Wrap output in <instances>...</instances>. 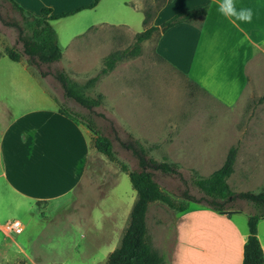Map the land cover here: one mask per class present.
I'll return each instance as SVG.
<instances>
[{
    "label": "rangeland",
    "instance_id": "1",
    "mask_svg": "<svg viewBox=\"0 0 264 264\" xmlns=\"http://www.w3.org/2000/svg\"><path fill=\"white\" fill-rule=\"evenodd\" d=\"M106 1L92 12V17L96 20L107 16L113 25L91 27L89 17L54 21L51 24L63 58L58 62L38 63L22 52L15 26L21 23L20 14L9 2L0 0V98L13 102L17 112L18 108L47 104V100L42 102L35 95L30 97L32 87L44 91L48 99L51 93L59 106L90 117L111 140L117 161L126 164L129 170H139L136 156L127 147L138 139L149 149L148 156L178 165L185 182L177 175L147 169L163 192L177 202L186 203L188 209L207 207L202 193L190 182L191 170L208 176L221 166L233 145L238 151L233 172L227 179L231 190L264 192V66L253 71V92L237 104L226 106L159 58L154 49V34L141 44L138 56L118 62L93 89L92 95L103 96L100 106L88 110L63 96L54 76L56 71L65 70L79 82L93 76L107 54L133 44L135 34L150 25L143 23V13H153L160 3L129 0L133 9L118 4L119 0ZM124 20L130 22L128 27L120 24ZM80 32L83 34L75 37ZM76 45L80 48L79 58L70 61ZM6 47L19 52L20 61L11 60L5 54ZM18 86H25L26 91L20 88L18 92ZM26 94L29 97L24 98ZM135 199L136 191L128 175L119 164L96 151L80 192L77 189L72 200L66 197L56 201V215L44 220L36 212L21 213L20 221L28 224L16 238L20 246L12 243L10 248L12 257H19L13 264H96L118 246ZM225 207L236 222L247 226V218L253 212L250 203L232 198ZM178 214L158 201L148 206L147 232L153 248L163 258L162 264H168L175 239L174 218ZM45 215L41 212V216ZM95 233L102 239L97 247L91 248L88 241Z\"/></svg>",
    "mask_w": 264,
    "mask_h": 264
},
{
    "label": "crops",
    "instance_id": "2",
    "mask_svg": "<svg viewBox=\"0 0 264 264\" xmlns=\"http://www.w3.org/2000/svg\"><path fill=\"white\" fill-rule=\"evenodd\" d=\"M14 1L24 10L40 16L42 8H50V15L60 16L93 2ZM104 1L58 19L89 17L88 26L113 25L107 16L96 20L92 17V12ZM119 1L118 4L133 8L129 0ZM218 3L219 0H167L155 12L149 26H160L178 12L206 6L202 19L178 23L162 32L155 40V53L214 100L232 106L253 92V71L264 66V0H236L237 7L253 9L251 23L222 16L217 11ZM56 20H51L50 24ZM129 23L124 20L120 24L128 27ZM82 34L76 33L75 37ZM79 53L76 45L70 61L78 59ZM31 73L36 75L34 71ZM20 88L26 91L25 86H18L16 90L19 92ZM48 94L49 99L44 91L32 87L30 97L35 95L42 102L47 100V104L18 108L17 112H14L13 102L0 98V264H13L19 258L12 257L10 248L12 243L20 246L16 238L28 224L22 222L23 231L13 234L5 230V223L20 220L21 213L34 215L36 212L44 220L56 215V201L66 197L72 200L76 190L80 192L96 153L94 134L82 122L60 113L58 101ZM41 212L46 215L41 216ZM226 215L208 207L179 212L174 218L175 239L168 264H241L248 226L236 222L232 213L230 217ZM96 234L88 241L91 248L102 239ZM257 236L264 252V218L257 222ZM107 256L96 264L106 263Z\"/></svg>",
    "mask_w": 264,
    "mask_h": 264
},
{
    "label": "trees",
    "instance_id": "3",
    "mask_svg": "<svg viewBox=\"0 0 264 264\" xmlns=\"http://www.w3.org/2000/svg\"><path fill=\"white\" fill-rule=\"evenodd\" d=\"M4 1L9 2L21 16V23H16L15 26L18 28L19 38L22 41L23 54L38 63H53L61 60L62 51L50 21L66 17L86 8H92L99 0H93L90 5L73 12L63 13L60 16L50 15V8H42V15L34 16L24 10L16 1ZM158 1L160 3L153 13L148 11L143 13L144 24L150 22L155 12L167 2V0ZM206 10L207 7L204 6L181 11L160 26H148L137 32L134 36V42L129 48L107 54L102 60L99 71L83 82L75 80L65 70L56 71L54 76L62 88L63 96L74 100L88 110L100 106L102 104V94L92 95L91 93L100 80L109 74L118 62L138 56L141 51V44L152 38L154 34L157 38L162 32L175 24L202 19L206 14ZM5 54L13 61H20L22 56L10 47L5 48ZM58 111L82 122L94 134L93 144L96 151L105 155L110 161L119 164L121 171L128 175L131 185L136 191V199L131 207L127 225L123 229L118 246L108 254L106 263L162 264L163 258L153 248L147 232L146 213L148 206L150 203L158 201L178 212L186 211L188 206L184 202H177L169 194L163 192L160 185L154 180L152 172L147 168L177 175L182 179L178 165L166 160L158 161L148 156L149 149L136 139L131 144H127V147L136 156L139 170H129L126 164L117 161L111 140L98 130L90 117L72 113L64 105H60ZM237 151V146L229 147L221 166L213 170L208 176H202L192 169L190 182L202 193L207 207L216 212L226 211L225 203L232 198L243 199L252 205L253 212L247 218L248 235L243 246L241 264H264V252L257 236V222L264 218V192H234L227 182L233 172ZM182 180L185 182L184 179ZM230 214L228 212L226 216L230 217Z\"/></svg>",
    "mask_w": 264,
    "mask_h": 264
},
{
    "label": "clouds",
    "instance_id": "4",
    "mask_svg": "<svg viewBox=\"0 0 264 264\" xmlns=\"http://www.w3.org/2000/svg\"><path fill=\"white\" fill-rule=\"evenodd\" d=\"M217 11L226 18L244 23H251L254 17L251 7H237L236 0H219Z\"/></svg>",
    "mask_w": 264,
    "mask_h": 264
},
{
    "label": "built area",
    "instance_id": "5",
    "mask_svg": "<svg viewBox=\"0 0 264 264\" xmlns=\"http://www.w3.org/2000/svg\"><path fill=\"white\" fill-rule=\"evenodd\" d=\"M4 228L13 234H20L23 231V224L20 220L13 219L5 223Z\"/></svg>",
    "mask_w": 264,
    "mask_h": 264
},
{
    "label": "water",
    "instance_id": "6",
    "mask_svg": "<svg viewBox=\"0 0 264 264\" xmlns=\"http://www.w3.org/2000/svg\"><path fill=\"white\" fill-rule=\"evenodd\" d=\"M229 211H224V213H228Z\"/></svg>",
    "mask_w": 264,
    "mask_h": 264
}]
</instances>
